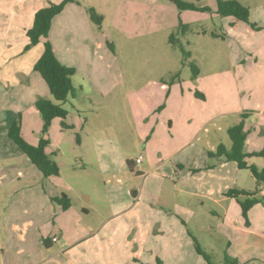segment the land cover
Instances as JSON below:
<instances>
[{"label":"rangeland","instance_id":"374dc122","mask_svg":"<svg viewBox=\"0 0 264 264\" xmlns=\"http://www.w3.org/2000/svg\"><path fill=\"white\" fill-rule=\"evenodd\" d=\"M79 1L83 11L73 12L74 29L61 27L68 25L69 14L55 19L49 34L61 47L74 41L63 58L75 70L74 96L62 105L70 128L61 129L55 119L47 132L59 178L73 199L96 206L88 219L99 220L110 211L109 202H119L118 194L105 202L107 189L134 192L147 177L140 170L161 164L144 183L143 204L158 208L153 219L169 222L170 228L177 222L179 230H169L175 251L173 257L159 251L160 264H208L194 252L187 230L213 264H226V258L264 264V194L256 195L260 203L248 213L246 226L237 200L226 193L254 191L255 180L249 170L208 155L220 145L230 149L227 131L242 114L248 115L244 124L250 131L243 154L262 148L264 7H251L250 22L262 28L252 30L240 21L234 28L233 18L218 15V0H182L196 8L188 11H178L168 0ZM88 8L102 16L100 26L90 20ZM171 34L189 53L186 61L180 48L169 44ZM96 37L101 45H95ZM189 64L197 68L196 76ZM43 99L57 104L51 95ZM24 115L30 126L26 137H41L30 114ZM138 155L143 164L131 168L128 163ZM251 162L262 167L259 158ZM130 199L132 194L124 202ZM168 234L152 226L145 247L157 245L158 251L170 241Z\"/></svg>","mask_w":264,"mask_h":264},{"label":"crops","instance_id":"0c3cea01","mask_svg":"<svg viewBox=\"0 0 264 264\" xmlns=\"http://www.w3.org/2000/svg\"><path fill=\"white\" fill-rule=\"evenodd\" d=\"M60 1L62 0H0V264H152L154 259L157 263V258L161 256L159 251H167L163 254L173 257L175 246L172 251L171 243L174 233L169 236L168 232L176 228L178 231V223L171 221L170 228L169 222L161 223L153 219L158 208L143 204L148 195L144 183L161 164L140 170L141 175L147 177L143 178L141 186L134 192L123 188L121 191L109 193L107 189L105 202L108 204V197L115 194L119 195V202L117 205L109 202L110 211L105 210L99 220L92 221L88 217L97 211L96 206L78 204L73 199L68 184L60 180L59 175L43 177L8 137L10 126L20 116L22 137L32 145L37 144L40 138L26 137L30 126L29 123L25 124L28 118L24 114H30L31 120L37 124V133H40L42 123L35 114L37 111L34 104L37 99L46 98L50 93L43 79L33 70V66L43 52L44 39L26 49L29 44L26 32L36 11ZM76 1L77 4H67L52 22L63 16V19H67L66 15L70 14L72 18H69L68 25L61 24V27H67L71 32L74 29L70 26V23H74L73 12L83 11L80 1ZM236 1L249 11L253 5L257 9L264 7V0ZM236 21L233 18L230 23L234 28ZM49 34L47 40L55 57L61 64L68 66L63 58L70 55L74 41L66 40L67 44L61 47ZM97 38L95 45H101ZM244 130L247 132L246 143L250 131L245 124ZM263 137L260 138L261 141L259 139L260 147L264 145ZM46 153L54 161L50 141ZM139 156L142 157L141 163L136 164L133 161L131 168L143 164L145 158L142 155L136 158ZM211 159L216 163L221 160L222 164L227 163L224 156ZM251 160L252 158L247 161L252 164ZM260 190L264 194V188ZM62 194L70 200L71 205L67 210H63L53 201ZM128 194H132V199L125 203ZM144 213L150 219H143ZM180 223L185 227L184 222ZM152 226L162 231L166 228L170 237V241L163 242V248L158 251L157 245L145 247ZM188 237L190 238L189 235ZM53 238L56 240L53 241ZM151 243L154 242L151 240ZM145 255L148 257L146 260ZM175 255L178 258V252Z\"/></svg>","mask_w":264,"mask_h":264},{"label":"trees","instance_id":"16d2710c","mask_svg":"<svg viewBox=\"0 0 264 264\" xmlns=\"http://www.w3.org/2000/svg\"><path fill=\"white\" fill-rule=\"evenodd\" d=\"M178 11L195 10V6L191 3L184 2L182 0H168ZM77 4L76 0H62L55 4H49L36 11L33 17L31 26L27 29L26 37L29 40V44L26 49L37 45L44 39L43 52L39 59L35 62L33 70L40 75L45 82L50 95L57 104L43 98L36 100L34 104L35 110L39 113L42 121L41 137L37 144L32 145L28 143L21 135L20 130V116L12 123L8 130L9 139L20 149L25 157L42 173L43 177H56L59 175V168L57 164L52 161L47 153L46 147L49 145V139L47 137L48 129L53 120L58 119L60 121L61 129H69L70 126L65 124L68 112L62 107L66 102L67 97L74 96V87L72 84V77L75 74V70L71 67H67L61 64L55 57L53 48L50 42L47 40L51 22L54 17L59 15L67 4ZM206 11V9H200ZM90 20L100 26L102 23V16L92 9L88 8ZM216 13L223 17H232L237 21L247 24L252 30H261L255 24L250 22V11L247 7L242 5L236 0L217 1ZM186 27H184L185 29ZM169 44L174 47H179L185 61L189 59V53L186 52L182 46L179 45V41L175 34H171L168 38ZM192 69L193 75L198 73L194 64H189ZM247 114H242L238 123L231 126L228 131V137L231 142L230 149L227 150L224 146L220 145L215 152H210L208 155L210 158H218L224 156L227 161H232L236 164L240 170H249L257 188L254 191L245 190H230L226 193L227 197H233L237 200L241 214L245 220L246 226L248 225V212L250 209L259 204L260 201L256 198L260 188H264V145L259 152L244 155L243 148L247 137V132L244 130V119ZM77 138V142H78ZM251 158H259L262 160V167L258 169L247 160ZM131 166V163H128ZM243 197L244 200H238ZM53 201L61 206L63 210H67L70 207V200L62 194L60 198H54ZM188 235L193 241L195 252L202 256L208 264L211 263L208 255L203 252L197 243L194 236L187 231ZM226 264H234L233 261L225 259ZM158 264L159 261H157Z\"/></svg>","mask_w":264,"mask_h":264},{"label":"built area","instance_id":"2783aa9c","mask_svg":"<svg viewBox=\"0 0 264 264\" xmlns=\"http://www.w3.org/2000/svg\"><path fill=\"white\" fill-rule=\"evenodd\" d=\"M141 161H142V157H141V156H139V157H138V158H136V160H135L136 164H139V163H141ZM52 240H53V241H55V240H56V238H53Z\"/></svg>","mask_w":264,"mask_h":264}]
</instances>
